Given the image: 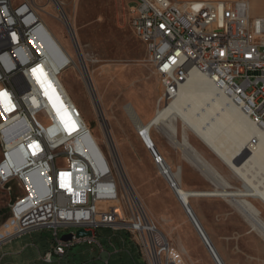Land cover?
<instances>
[{
  "label": "built area",
  "instance_id": "obj_1",
  "mask_svg": "<svg viewBox=\"0 0 264 264\" xmlns=\"http://www.w3.org/2000/svg\"><path fill=\"white\" fill-rule=\"evenodd\" d=\"M40 2L0 0V92H7L13 106L8 111L0 97V186L10 194L12 183L20 189L0 225V246L50 228L53 244L39 258L52 262L75 242H94L98 227H110L126 230L145 264H187L183 251L126 190L108 131L100 127L99 140L71 106L58 77L73 60L65 52L56 66L43 48L47 26ZM126 7L129 26L160 81L155 113L197 72L211 76L215 88L264 132V0L257 15L250 0H170V7H162V0H126ZM4 55H11V63H4ZM257 143L255 136L248 145ZM146 148L154 163L165 160L152 145ZM169 173L161 169L177 196L178 183ZM69 227L91 235L57 236L59 228Z\"/></svg>",
  "mask_w": 264,
  "mask_h": 264
},
{
  "label": "rangeland",
  "instance_id": "obj_2",
  "mask_svg": "<svg viewBox=\"0 0 264 264\" xmlns=\"http://www.w3.org/2000/svg\"><path fill=\"white\" fill-rule=\"evenodd\" d=\"M61 1L66 17L73 24L79 52L100 99L108 123L107 131L137 198L157 227L183 250L187 264H216L179 196L162 176L158 164L152 161L146 142L126 112V105H130L139 119L146 122L155 113L161 92L159 78L150 65L146 50L129 26L126 0ZM261 3L262 0H250L254 15L259 13ZM38 4L45 24L77 63L72 35L64 20L61 18L63 23L60 20L57 5L53 0H41ZM60 79L84 121L102 141L101 121L78 69L70 64ZM177 124L181 132V121L177 120ZM187 135L198 151L192 158L159 129L152 128L150 133L156 151L163 156L166 165L173 170L179 169L178 181L183 188L214 190V171L220 173L218 188L240 187L241 180L236 174L189 130ZM193 159L198 162V167ZM19 193L14 183L11 194L0 186V225L9 219L10 197ZM251 200L264 218V204L256 198ZM190 206L202 220L205 235L218 247L227 264H264V239L227 198L201 196L191 199ZM75 230L73 227L59 228L58 233L62 236Z\"/></svg>",
  "mask_w": 264,
  "mask_h": 264
},
{
  "label": "bare ground",
  "instance_id": "obj_3",
  "mask_svg": "<svg viewBox=\"0 0 264 264\" xmlns=\"http://www.w3.org/2000/svg\"><path fill=\"white\" fill-rule=\"evenodd\" d=\"M53 1L57 5L61 18L64 20L73 37V44L76 48L78 60L76 63L72 59V65L76 67L82 75L89 96L95 106V112L101 121L100 127L107 130L108 123L101 107L100 99L97 96L95 85H93V82L87 72L85 60L79 52V46L75 37L73 24L64 15V9L62 7L63 2L61 0ZM162 7H170V0H162ZM42 45L46 52L51 56L56 66L63 63L67 58L66 55H64V53L67 52L66 49L55 37L48 26L44 34ZM4 63H11V55H4ZM63 71L60 72V75ZM58 79L69 98L71 106L75 107L79 115H81L76 104L73 102L71 96L63 85L60 77H58ZM62 111H64V109H62ZM126 112L132 119L138 133L140 132L139 134H141V137L144 139L146 144L152 145L155 150L156 146L150 138L152 128H156L164 132L170 142L179 146L184 153L191 155L192 158V155H196L198 151L189 140L187 135V130H189L241 180L240 187L233 188L232 186L227 185L223 188H218L217 179L220 178V173L214 171L212 174V176L214 175V177H216V179H212L216 182H214L216 185L214 190L185 189L178 181L179 169L173 170L171 167L166 165L164 160L157 163L160 167V171L161 169H171L172 174L169 173V175L175 178L178 183L176 185L177 195L179 196L181 204L185 208L190 220L195 226V223H197L202 231L205 229L202 220L196 211L190 206V200L201 196H219L227 198L230 204L234 206V209H236L244 217L250 227L264 239V218L261 210L251 200L256 198L264 204V132L257 128L246 117L245 113H243L235 104L230 102L227 97L215 88V83L211 76L197 72L191 73L188 80L180 87L178 94L172 102L167 106L159 107L157 112L154 113L146 122H142L139 119L130 105H126ZM81 118L83 117L81 116ZM177 120H180L182 123V130L180 129L181 132L178 131ZM178 136L180 138H178ZM255 136L258 138V143L255 148H250L248 142H253L255 140ZM92 137L96 140L94 136ZM92 150L95 157L101 161L97 150L95 148H92ZM193 160H191L192 164ZM196 160H194V162H197ZM120 164L121 166L119 169L120 172L122 170L121 175L125 180V188L130 194H134L136 196L134 189L131 186V183H129L124 172L123 165L122 163ZM194 165L197 166L198 162ZM163 177L167 179L166 175H163ZM204 236L211 248L206 245L203 238L202 240L210 252L214 262L216 264H227L218 247H216L209 240L205 233Z\"/></svg>",
  "mask_w": 264,
  "mask_h": 264
},
{
  "label": "crops",
  "instance_id": "obj_4",
  "mask_svg": "<svg viewBox=\"0 0 264 264\" xmlns=\"http://www.w3.org/2000/svg\"><path fill=\"white\" fill-rule=\"evenodd\" d=\"M57 236L64 239L65 235L57 232ZM94 238L92 243L75 242L64 254H54L52 262H45L39 254L53 244L52 231L50 228L34 230L2 244L0 264H145L126 230L98 227Z\"/></svg>",
  "mask_w": 264,
  "mask_h": 264
},
{
  "label": "snow or ice",
  "instance_id": "obj_5",
  "mask_svg": "<svg viewBox=\"0 0 264 264\" xmlns=\"http://www.w3.org/2000/svg\"><path fill=\"white\" fill-rule=\"evenodd\" d=\"M33 71L34 72H40L41 70H39V69H33ZM38 79H39V77H38ZM41 83H42V85L44 84V81L43 80H41ZM49 87H50V85H48ZM0 97H2L3 98V102L6 104V107H7V110L8 111H11L12 110V104H11V101H10V98L8 97V94H7V92H0ZM62 119H63V117H62ZM75 127V125H70L69 126V130L71 131L72 130V128H74ZM62 176H66L67 174L66 173H63V174H61ZM63 186V185H62Z\"/></svg>",
  "mask_w": 264,
  "mask_h": 264
},
{
  "label": "water",
  "instance_id": "obj_6",
  "mask_svg": "<svg viewBox=\"0 0 264 264\" xmlns=\"http://www.w3.org/2000/svg\"><path fill=\"white\" fill-rule=\"evenodd\" d=\"M86 235H91V232L90 231H86L83 228H78V229H76L74 231V236L75 237H83V236H86ZM71 236H72V233H68L63 238H64V240H67V239H71Z\"/></svg>",
  "mask_w": 264,
  "mask_h": 264
}]
</instances>
